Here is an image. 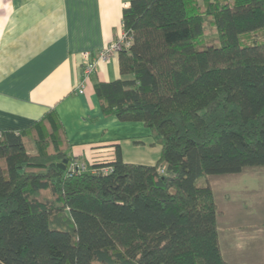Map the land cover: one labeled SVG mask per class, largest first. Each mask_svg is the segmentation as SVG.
<instances>
[{"label": "trees", "instance_id": "1", "mask_svg": "<svg viewBox=\"0 0 264 264\" xmlns=\"http://www.w3.org/2000/svg\"><path fill=\"white\" fill-rule=\"evenodd\" d=\"M123 24L128 78L96 95L105 116L150 130L158 161L124 162L118 146L113 162L69 173L56 111L0 132V264H240L233 198L264 208V42L242 41L264 32V0H131ZM207 24L215 38L198 47ZM244 175L259 189L218 191L211 179Z\"/></svg>", "mask_w": 264, "mask_h": 264}, {"label": "crops", "instance_id": "2", "mask_svg": "<svg viewBox=\"0 0 264 264\" xmlns=\"http://www.w3.org/2000/svg\"><path fill=\"white\" fill-rule=\"evenodd\" d=\"M130 1L0 0V132L25 130L56 111L71 143L69 157L111 163L119 146L124 162L158 161L162 147L150 130L105 116L96 95L97 83L128 78L120 73L119 53L99 62L85 93L77 92L85 55L94 60L122 35ZM258 189L257 181L246 190ZM253 210L258 214H242L238 225L229 220L228 244L240 264H264V226L257 227L264 208Z\"/></svg>", "mask_w": 264, "mask_h": 264}, {"label": "rangeland", "instance_id": "3", "mask_svg": "<svg viewBox=\"0 0 264 264\" xmlns=\"http://www.w3.org/2000/svg\"><path fill=\"white\" fill-rule=\"evenodd\" d=\"M208 25L209 24L206 25V29L208 28V32L204 34V37L198 39V41L196 42V46H198V47L199 46H205L207 44V42L213 41V39L215 38V35H216L215 30L213 29L212 26L208 27ZM242 41L245 43H249V44H253L254 42H264V32L259 31L255 34H251L249 36H246L245 38H243ZM224 178L225 177H212L211 178L212 182H214V186H215L216 190L219 189L218 187L226 188L229 190H246V189H250V188H256L257 181H258L257 177L253 176V175L231 177L229 179H224ZM218 191H216L218 201L224 207L225 206L224 204L226 202V199H225L226 195L222 191H220V194H219ZM258 194L261 195L260 192ZM233 200L235 201V204H233L234 207L231 210V212H233V214L231 215L232 225H238L237 215L240 211H242L244 215L258 214L257 210H253V211L248 210V207L251 203L250 198H246L245 200H242L241 203L237 201V198H233ZM262 219H264V217H262ZM252 225L255 226L253 224V221L250 222L249 226H252ZM244 241L245 240L240 239L239 243L243 244Z\"/></svg>", "mask_w": 264, "mask_h": 264}, {"label": "built area", "instance_id": "4", "mask_svg": "<svg viewBox=\"0 0 264 264\" xmlns=\"http://www.w3.org/2000/svg\"><path fill=\"white\" fill-rule=\"evenodd\" d=\"M127 9V8H126ZM133 43V37L130 31L124 29L123 24V33L122 35L110 46L101 51L97 58L94 60H88L87 55L84 63V75L82 82L77 87V92L79 94H84L86 90V85L89 81L91 74L96 70L98 63L107 61L112 55L118 54L123 50L129 49ZM69 173H82L87 171L88 163L82 161L74 156H70L68 159V164L66 166ZM113 170L112 167H105L103 169L104 173H111ZM94 172V171H93ZM161 172H164V169H161ZM95 173V172H94Z\"/></svg>", "mask_w": 264, "mask_h": 264}, {"label": "water", "instance_id": "5", "mask_svg": "<svg viewBox=\"0 0 264 264\" xmlns=\"http://www.w3.org/2000/svg\"><path fill=\"white\" fill-rule=\"evenodd\" d=\"M67 164H68V159H65L62 163L59 164V167H61L63 170H66Z\"/></svg>", "mask_w": 264, "mask_h": 264}]
</instances>
